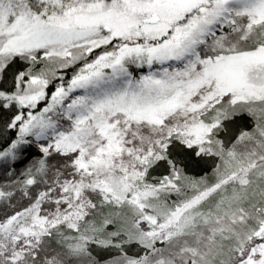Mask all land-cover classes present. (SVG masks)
I'll list each match as a JSON object with an SVG mask.
<instances>
[{"label":"snow or ice","instance_id":"6c2138e0","mask_svg":"<svg viewBox=\"0 0 264 264\" xmlns=\"http://www.w3.org/2000/svg\"><path fill=\"white\" fill-rule=\"evenodd\" d=\"M0 264H264V0H0Z\"/></svg>","mask_w":264,"mask_h":264}]
</instances>
